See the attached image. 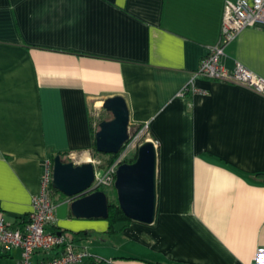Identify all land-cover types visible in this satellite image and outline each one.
<instances>
[{
  "label": "crops",
  "instance_id": "crops-1",
  "mask_svg": "<svg viewBox=\"0 0 264 264\" xmlns=\"http://www.w3.org/2000/svg\"><path fill=\"white\" fill-rule=\"evenodd\" d=\"M223 3L0 0V210L9 224L27 219L46 159H90L111 114L103 101L121 95L130 128L148 124L156 143L154 222L109 231L105 218L74 217L71 199L53 190L49 230L87 248L79 264L252 263L264 247V96L206 77L194 81L199 92L180 94L218 42ZM222 61L264 78V25L243 28ZM19 256L0 245V264Z\"/></svg>",
  "mask_w": 264,
  "mask_h": 264
},
{
  "label": "built area",
  "instance_id": "built-area-1",
  "mask_svg": "<svg viewBox=\"0 0 264 264\" xmlns=\"http://www.w3.org/2000/svg\"><path fill=\"white\" fill-rule=\"evenodd\" d=\"M264 25V0H224L223 14L218 42L209 48L193 71L187 85L180 91L199 92L194 81L206 77L219 81L243 85L264 96V78L236 61L233 68H227L222 58L226 46L233 41L245 27ZM148 131V124L129 126V137L119 151L125 156L131 144H140ZM154 142V141H153ZM155 143V142H154ZM156 145V143H155ZM73 156L72 153L69 155ZM103 166L101 161L94 164L95 176L90 191L114 188L116 171L122 160L119 158ZM53 161L45 160L40 174L39 190L32 195L31 211L20 226H12L0 210V245L5 249L17 248L20 256L15 264H79L90 256L85 246H77L72 239L62 232L49 230L48 226L56 219V205L52 198ZM53 253L48 257L35 259L36 253ZM251 264H264V247H259Z\"/></svg>",
  "mask_w": 264,
  "mask_h": 264
},
{
  "label": "water",
  "instance_id": "water-1",
  "mask_svg": "<svg viewBox=\"0 0 264 264\" xmlns=\"http://www.w3.org/2000/svg\"><path fill=\"white\" fill-rule=\"evenodd\" d=\"M103 108L112 117L99 122L96 150L117 154L129 137V109L121 95L108 97ZM157 148L152 140L142 141L133 162L119 164L114 181L117 202L130 220L151 224L157 211ZM95 176L92 162L75 164L57 154L53 159V187L71 199V213L77 218H107L109 199L104 190L90 191Z\"/></svg>",
  "mask_w": 264,
  "mask_h": 264
},
{
  "label": "rangeland",
  "instance_id": "rangeland-1",
  "mask_svg": "<svg viewBox=\"0 0 264 264\" xmlns=\"http://www.w3.org/2000/svg\"><path fill=\"white\" fill-rule=\"evenodd\" d=\"M110 118L112 117V115H109ZM147 137H144L143 139H141L140 142L146 140ZM138 142L136 144H131V146L129 147V150L127 151L125 156H119V153H117L116 156H113L112 154H104V153H100L95 151L92 148V151L88 154L90 159L88 160L89 162H92L93 164H97L98 161H101L103 163V166L106 165V163H110L113 162L114 160L119 158L122 160V162H133L132 160H135L134 158H136L137 156V150H138ZM70 155V154H69ZM67 157L68 160L73 161L75 164H80L83 163L84 161L81 160V157L79 156V154H74L73 156H69ZM86 162V161H85ZM104 191L106 192L108 199L112 202H117V196H116V191L114 188H104ZM56 192L61 193L60 191L56 190Z\"/></svg>",
  "mask_w": 264,
  "mask_h": 264
},
{
  "label": "trees",
  "instance_id": "trees-1",
  "mask_svg": "<svg viewBox=\"0 0 264 264\" xmlns=\"http://www.w3.org/2000/svg\"><path fill=\"white\" fill-rule=\"evenodd\" d=\"M103 119H107V118H101V120H103ZM100 120V121H101ZM95 136V135H94ZM93 149L95 150V151H97L96 150V147H95V138H94V143H93ZM98 152V151H97ZM60 155V154H59ZM113 156H116L117 154H112ZM61 157L64 159V160H68L67 159V157L68 156H66V155H61ZM52 161H53V159H54V156H52L51 158H50ZM135 159V158H134ZM132 161H134V160H132ZM129 162V161H128ZM263 177H264V174H261ZM115 189V188H114ZM54 190H56L55 188H54ZM62 195H64L63 193H62ZM65 196V195H64ZM65 197H67V196H65ZM108 221H109V227H110V229H109V231H118V230H120L121 228H118V229H115V227H114V224L116 223V222H119V221H131L128 217H126V215L122 212V210H121V208L119 207V205H118V202H112V201H110L109 200V214H108V217L106 218ZM64 234H65V231H62ZM75 235H79V236H83V235H85L86 233H85V231H78V232H75L74 233ZM93 262H94V260H92Z\"/></svg>",
  "mask_w": 264,
  "mask_h": 264
}]
</instances>
